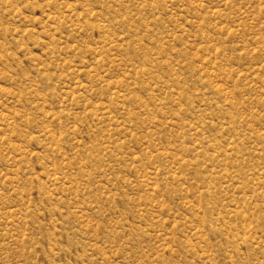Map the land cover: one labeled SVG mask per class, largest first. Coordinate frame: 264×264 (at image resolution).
<instances>
[{"label": "rangeland", "instance_id": "obj_1", "mask_svg": "<svg viewBox=\"0 0 264 264\" xmlns=\"http://www.w3.org/2000/svg\"><path fill=\"white\" fill-rule=\"evenodd\" d=\"M0 264H264V0H0Z\"/></svg>", "mask_w": 264, "mask_h": 264}]
</instances>
